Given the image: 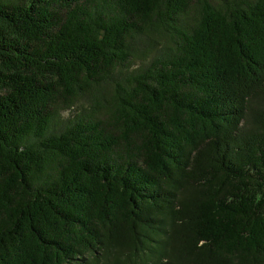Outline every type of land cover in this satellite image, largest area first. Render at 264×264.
<instances>
[{"label":"trees","instance_id":"obj_1","mask_svg":"<svg viewBox=\"0 0 264 264\" xmlns=\"http://www.w3.org/2000/svg\"><path fill=\"white\" fill-rule=\"evenodd\" d=\"M0 264H264V0H0Z\"/></svg>","mask_w":264,"mask_h":264},{"label":"rangeland","instance_id":"obj_2","mask_svg":"<svg viewBox=\"0 0 264 264\" xmlns=\"http://www.w3.org/2000/svg\"><path fill=\"white\" fill-rule=\"evenodd\" d=\"M64 115H65V116H68V112H64Z\"/></svg>","mask_w":264,"mask_h":264}]
</instances>
